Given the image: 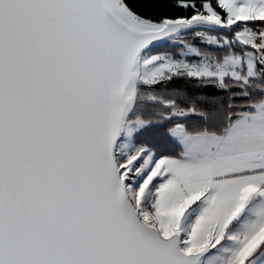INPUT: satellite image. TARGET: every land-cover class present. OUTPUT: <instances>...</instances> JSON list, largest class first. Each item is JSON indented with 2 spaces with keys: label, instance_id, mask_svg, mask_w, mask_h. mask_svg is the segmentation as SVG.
Instances as JSON below:
<instances>
[{
  "label": "snow or ice",
  "instance_id": "1",
  "mask_svg": "<svg viewBox=\"0 0 264 264\" xmlns=\"http://www.w3.org/2000/svg\"><path fill=\"white\" fill-rule=\"evenodd\" d=\"M0 264H264V0H0Z\"/></svg>",
  "mask_w": 264,
  "mask_h": 264
}]
</instances>
